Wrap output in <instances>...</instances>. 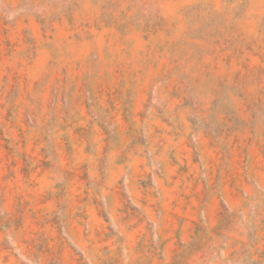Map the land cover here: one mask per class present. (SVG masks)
Returning <instances> with one entry per match:
<instances>
[{"label": "rangeland", "instance_id": "rangeland-1", "mask_svg": "<svg viewBox=\"0 0 264 264\" xmlns=\"http://www.w3.org/2000/svg\"><path fill=\"white\" fill-rule=\"evenodd\" d=\"M0 264H264V0H0Z\"/></svg>", "mask_w": 264, "mask_h": 264}]
</instances>
